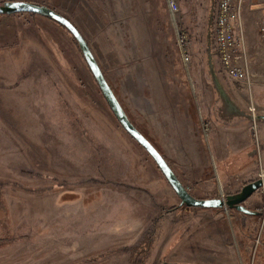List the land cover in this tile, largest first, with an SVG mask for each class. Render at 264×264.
I'll list each match as a JSON object with an SVG mask.
<instances>
[{
	"label": "rangeland",
	"instance_id": "obj_1",
	"mask_svg": "<svg viewBox=\"0 0 264 264\" xmlns=\"http://www.w3.org/2000/svg\"><path fill=\"white\" fill-rule=\"evenodd\" d=\"M26 1L79 28L133 124L196 198H226L264 173V119L238 97L252 85L231 79L218 56V0H177L187 61L167 0H146L137 18L102 0ZM245 2L260 16L262 0ZM78 47L45 16L0 15V264H199L223 242L240 264H264V187L244 203L255 215L182 205ZM253 71L264 82V69ZM223 117L250 133L253 155L226 179L211 129Z\"/></svg>",
	"mask_w": 264,
	"mask_h": 264
},
{
	"label": "water",
	"instance_id": "obj_2",
	"mask_svg": "<svg viewBox=\"0 0 264 264\" xmlns=\"http://www.w3.org/2000/svg\"><path fill=\"white\" fill-rule=\"evenodd\" d=\"M21 12H31L36 13L52 20L59 22V24L65 26L73 35L87 62L91 74L94 75L98 87L101 88V91L107 100L110 108L112 109L114 115L120 122V125L131 135L132 138L137 140L145 150L152 156L155 160V163L159 166L160 170L164 174L165 178L172 186L176 194L181 199V204L186 205L188 207H200V208H225L230 207L232 209H236V211L244 212L246 214H257L258 212L253 209H249L244 203L247 198L251 197L257 190L264 187V178L260 177L256 180L250 181L249 184L243 185L242 189L234 194H228L226 198L219 197H211L209 198H196L189 190L186 188L187 186L181 181L173 167L168 163V160L165 156L157 150L158 148L151 142V140L146 137V135L133 124V121L130 119L127 112H125V108L123 107L121 101L118 99L114 89L109 83L107 77L103 73V69L100 66L92 48L90 47L87 39L79 28L71 22V20L65 15L61 14L54 8L40 3H35L26 0H10L5 1L3 4H0V15L1 14H15ZM217 86L220 87L219 82ZM228 100V98H227ZM228 103L232 105V103L228 100ZM252 120L256 119H264V114H256L253 118L251 114Z\"/></svg>",
	"mask_w": 264,
	"mask_h": 264
},
{
	"label": "crops",
	"instance_id": "obj_3",
	"mask_svg": "<svg viewBox=\"0 0 264 264\" xmlns=\"http://www.w3.org/2000/svg\"><path fill=\"white\" fill-rule=\"evenodd\" d=\"M105 4L103 7L112 8L115 4V9L118 11V14L121 16L127 17H142L144 15V6L146 0H102ZM148 1V0H147ZM264 2V0H262ZM113 2V4H112ZM246 6V4H245ZM243 12V22L246 35V45L247 48L257 54L256 61L253 63V70H263L264 69V52L258 51V39L262 36L263 32L260 28L261 20L264 17V7L261 9L260 16L255 15L254 13L248 12L245 9ZM121 12V13H119ZM135 31V30H134ZM133 31V32H134ZM259 79V80H258ZM257 83L252 84V89L255 88L256 94L259 93L258 101H254L252 89L250 90V98L246 94V89L242 90L238 97L241 101H244L245 105L249 108L251 104L256 107L257 113H264V82L258 78ZM264 80V79H262ZM223 125H213L211 126L212 135H213V149L214 156L221 165V174L224 178L231 172L235 173L238 171L244 170L250 161L253 159L252 152H250L251 145V136L243 126L232 125L230 120L227 118H222ZM238 192V191H237ZM236 192V193H237ZM208 209V208H207ZM216 211H221L214 209ZM225 219V217H224ZM221 219L222 223L226 220ZM237 230H246V227L240 225V220L236 218ZM239 220V221H238ZM214 223V222H213ZM248 230V229H247ZM215 233V232H214ZM218 241V240H217ZM213 246V245H212ZM216 246V245H215ZM219 249H212L210 254L199 255V264H240L239 259L236 257V252L232 248H229L224 242L220 244ZM211 256V257H209ZM211 258V259H210ZM216 262V263H215Z\"/></svg>",
	"mask_w": 264,
	"mask_h": 264
},
{
	"label": "built area",
	"instance_id": "obj_4",
	"mask_svg": "<svg viewBox=\"0 0 264 264\" xmlns=\"http://www.w3.org/2000/svg\"><path fill=\"white\" fill-rule=\"evenodd\" d=\"M167 1L171 18L175 22L177 29V44L181 47L182 57L187 61L189 59V54L185 49L187 37L179 30L177 22V16L180 14V6L177 0ZM245 1L246 0H218L213 30L215 31V43L218 56H220L222 63V69L225 70L231 79L249 86L250 88L254 83L253 80H255L256 73L251 67L254 57L247 48L245 29L243 28L244 22L242 14L244 12ZM260 28L263 32L261 41H264V17L261 20ZM249 109L254 118L257 114L256 107L251 104ZM261 177L264 178V173L261 174Z\"/></svg>",
	"mask_w": 264,
	"mask_h": 264
},
{
	"label": "trees",
	"instance_id": "obj_5",
	"mask_svg": "<svg viewBox=\"0 0 264 264\" xmlns=\"http://www.w3.org/2000/svg\"><path fill=\"white\" fill-rule=\"evenodd\" d=\"M29 13H31V12H29ZM32 14H36V13H32ZM1 15H3V14H1ZM48 18V17H47ZM49 19H51V18H49ZM52 20V19H51ZM56 22V21H55ZM57 23H59V22H57ZM59 25H61V24H59ZM62 27H64L68 32H70L65 26H63V25H61ZM71 33V32H70ZM72 37H73V39H74V41L76 42V44H77V46H79L78 45V42H77V40H76V38L72 35ZM87 63V62H86ZM88 65V64H87ZM89 67V66H88ZM90 69V68H89ZM91 71V70H90ZM102 92V91H101ZM112 110V109H111ZM135 125H137V124H135ZM138 126V125H137ZM139 128V127H138ZM155 161V160H154ZM157 164V163H156ZM158 166V165H157ZM158 168H159V166H158ZM160 169V168H159ZM164 175V174H163ZM250 182V181H249ZM249 182H246L245 184H249ZM199 198H201V197H199ZM209 209V208H208ZM217 210H219L220 208H216ZM255 215V214H254Z\"/></svg>",
	"mask_w": 264,
	"mask_h": 264
}]
</instances>
